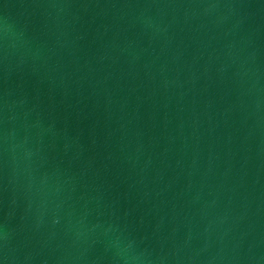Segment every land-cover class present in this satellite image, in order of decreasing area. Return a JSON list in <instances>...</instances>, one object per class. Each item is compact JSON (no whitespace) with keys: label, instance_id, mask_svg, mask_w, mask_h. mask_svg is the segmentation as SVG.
<instances>
[{"label":"water","instance_id":"95a60500","mask_svg":"<svg viewBox=\"0 0 264 264\" xmlns=\"http://www.w3.org/2000/svg\"><path fill=\"white\" fill-rule=\"evenodd\" d=\"M0 264H264V0H0Z\"/></svg>","mask_w":264,"mask_h":264}]
</instances>
